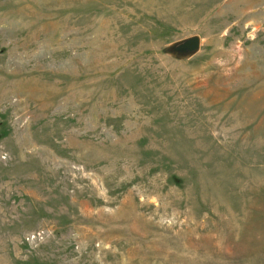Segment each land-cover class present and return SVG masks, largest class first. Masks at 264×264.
Returning a JSON list of instances; mask_svg holds the SVG:
<instances>
[{
	"label": "rangeland",
	"instance_id": "1",
	"mask_svg": "<svg viewBox=\"0 0 264 264\" xmlns=\"http://www.w3.org/2000/svg\"><path fill=\"white\" fill-rule=\"evenodd\" d=\"M0 264H264V0H0Z\"/></svg>",
	"mask_w": 264,
	"mask_h": 264
},
{
	"label": "water",
	"instance_id": "2",
	"mask_svg": "<svg viewBox=\"0 0 264 264\" xmlns=\"http://www.w3.org/2000/svg\"><path fill=\"white\" fill-rule=\"evenodd\" d=\"M198 47H199V37L198 36L189 37L172 46L174 50L179 51V52H186V53H192L196 51Z\"/></svg>",
	"mask_w": 264,
	"mask_h": 264
}]
</instances>
